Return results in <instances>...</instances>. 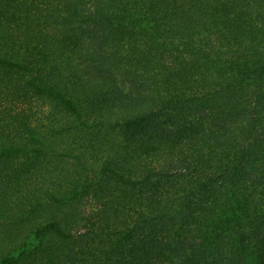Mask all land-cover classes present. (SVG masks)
<instances>
[{"label":"trees","instance_id":"obj_1","mask_svg":"<svg viewBox=\"0 0 264 264\" xmlns=\"http://www.w3.org/2000/svg\"><path fill=\"white\" fill-rule=\"evenodd\" d=\"M0 264H264V0H0Z\"/></svg>","mask_w":264,"mask_h":264},{"label":"rangeland","instance_id":"obj_2","mask_svg":"<svg viewBox=\"0 0 264 264\" xmlns=\"http://www.w3.org/2000/svg\"><path fill=\"white\" fill-rule=\"evenodd\" d=\"M94 206H96V205L94 204V205H93V208H94ZM91 208H92V207L90 206V207H89V210H90Z\"/></svg>","mask_w":264,"mask_h":264}]
</instances>
